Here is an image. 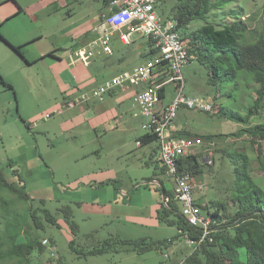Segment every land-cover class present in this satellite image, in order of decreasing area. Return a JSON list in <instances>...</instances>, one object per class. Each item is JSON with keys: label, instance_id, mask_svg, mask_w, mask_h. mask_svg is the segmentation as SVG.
Listing matches in <instances>:
<instances>
[{"label": "crops", "instance_id": "obj_1", "mask_svg": "<svg viewBox=\"0 0 264 264\" xmlns=\"http://www.w3.org/2000/svg\"><path fill=\"white\" fill-rule=\"evenodd\" d=\"M110 10L111 2L108 4L106 0H0V33L13 45L21 46L25 57L24 59L0 36V74L14 86L19 98H30L32 102L45 101L47 105L41 111L26 114L23 116L25 119L40 118L45 110H56L63 106L66 100L77 98L81 92L90 93L101 83L123 72H133L152 59L147 55L151 50L149 37L134 33L131 41L125 43L119 37V33H115L111 43L112 53H98L90 62L76 60V51L81 47L75 42L77 36L87 33L85 46L98 38L101 23ZM78 13H81V17L74 25L79 24V33L74 32V25L62 29V24L57 23L70 21ZM89 29L90 36H88ZM64 32L69 35L68 38L72 42L59 45L54 40L55 36L59 34L62 39H65ZM37 64L39 66L34 72ZM145 87L146 83L141 85L129 83L125 87L111 91L103 100L91 99L74 108L64 109L61 113L49 117H55V119L45 123V129L54 131L59 128L63 134L78 132L86 134L83 138L84 142L74 148L81 151L83 155H75L74 159L77 162L91 160L90 167L80 175L73 176L75 181L82 183L79 186V188L83 186L82 194L90 197L88 201L82 197L85 200L78 202V207H81L82 212L88 215L83 216V220L94 217L93 221H85L84 226L81 225L83 232L87 234L98 231L96 236L104 239L102 231L108 222H103L102 219H119L121 216L110 211L109 207L120 203L122 206L131 204L134 206L132 202L134 190L133 192L139 194L141 203L137 212L139 216L129 218L134 224L131 230L134 233L132 237L134 239L152 238L153 233L158 232L160 236L158 240L170 241L166 248L174 247L175 259L171 264H177L185 261L186 253L192 247L187 243L185 236H178L179 230L176 227L168 226L158 218V209L163 196L166 195L165 189L172 192L173 182L163 169L159 158V145L156 142L145 145L139 141V137L146 134L141 126L144 118L133 114L136 109L133 108L132 103L137 92ZM168 88L172 93L170 97L167 96ZM163 94L162 103L170 102L175 95L174 85H166ZM175 124L180 131L190 134L208 133L197 130L189 120L183 121L179 117L176 118ZM114 135L120 139L119 145H106L110 143V141L105 142L106 139H111ZM219 139L199 146V152L203 153L201 161L204 166L214 163L211 146L217 144ZM90 142L104 143L89 145ZM208 157L213 160L212 163L207 162ZM155 161H158L161 172L167 176L169 182H165L156 171L151 172L152 178L146 177L150 175L151 166ZM155 165L158 164L155 163ZM143 167L145 170L149 167L147 174L142 172ZM132 168L134 171L131 172ZM139 169L141 170L138 171ZM203 176L204 174L199 176L198 185L205 186ZM138 178L142 180L135 184ZM148 182L153 183L160 195L142 189L148 186ZM167 184L171 187L168 188ZM204 189L197 188L196 198L198 203L207 205L212 201H206ZM105 199L109 201V207L104 204ZM135 204L138 206V203ZM146 213L149 214L147 219L140 218ZM124 227L126 226H117L116 230L119 232ZM166 255L170 258L169 254Z\"/></svg>", "mask_w": 264, "mask_h": 264}, {"label": "trees", "instance_id": "obj_2", "mask_svg": "<svg viewBox=\"0 0 264 264\" xmlns=\"http://www.w3.org/2000/svg\"><path fill=\"white\" fill-rule=\"evenodd\" d=\"M111 1L106 0V3L109 4ZM160 1L162 0L157 3V9ZM232 1L173 0L171 5H165L161 9L162 16L177 20L176 28L187 46L189 63L197 61L205 67L207 84L209 87H216L213 90L216 92L214 99L217 100L219 94L224 98L233 97L234 95L230 91L224 90L230 86H234L233 89L240 91L246 85L248 88L251 87L250 93L254 91L256 95L245 113L235 109L229 112L228 107L220 105L219 115L245 125L238 131L201 135L180 131L178 135L200 136L204 142L224 137L247 136L251 144L256 145L257 150L261 153L264 123L254 122V117H260L264 109V31L257 33L251 30L249 23L243 19L244 13H237V10L234 11V17L230 15L233 17L230 21L226 22L222 20L223 18L218 21L211 19L215 11L222 10ZM196 20H203L204 23L200 27L192 29L191 23ZM0 36L6 40L1 33ZM7 42L24 57L21 46ZM149 42L151 50L147 55L150 56L149 58H154L158 49L154 47L152 39ZM0 80L5 87L15 91L14 86L7 82L1 74ZM164 90L165 87L161 89L162 97ZM212 102L215 106V101L212 100ZM22 120L30 128V124L25 119L22 118ZM139 141L145 145L154 143L157 141V136L146 133L139 137ZM233 150L226 153H229L235 162L240 163V166L235 169L237 176L235 187L231 193V201L236 205V209L234 213L228 215L224 212L227 211L224 203L218 202L216 207L212 202L207 205L199 203L204 209L211 211L212 216L217 219L219 224H217V231L214 233V241H206L197 249L190 251L185 257L184 264H264V188L250 172L252 160L249 153ZM202 154V152H198L181 158V167L190 170L195 177L202 176L204 174ZM259 159L261 160V157ZM163 169L166 172L165 166ZM13 172L12 175L16 177V180L11 179L13 176L8 177L0 166V198L7 211L5 213L6 227L3 229V235L0 236V264L4 260L10 259L19 262V264H30L31 255L35 251H45L46 246L42 240L46 235L43 232L46 225L60 227V218H63L71 228L72 239L69 245L78 257L87 258L93 255L122 251L145 253L157 250L162 252L170 243L167 239L154 240L149 237L123 239L117 235L99 239L96 236L98 231L82 234L80 225L75 219L74 208L70 204L62 205L58 212L53 213L44 206L45 203L42 199V207L35 208L31 204L25 215L12 211L9 209V200L1 197L2 191L14 194L20 200H32L31 195L25 189L26 183L19 171L14 170ZM165 194H171V192L165 189ZM226 204L228 206V203ZM158 218L162 223L182 230L178 236L188 234L191 237H199L201 233L199 229L191 226L185 220L177 202H172L170 207L164 206L161 202ZM22 233H25L27 239L19 242L18 238ZM49 240L50 243L55 242L53 238ZM241 249H245L246 261L241 259Z\"/></svg>", "mask_w": 264, "mask_h": 264}, {"label": "rangeland", "instance_id": "obj_3", "mask_svg": "<svg viewBox=\"0 0 264 264\" xmlns=\"http://www.w3.org/2000/svg\"><path fill=\"white\" fill-rule=\"evenodd\" d=\"M172 3L173 0H162L160 1V4H158L157 10L161 14V9H163L165 5L169 6ZM235 10L238 11L237 13H244L243 19L249 23L251 30L256 31L257 33L262 30L264 31V0H233L222 10L215 11L211 16V19L213 21H218L223 18L222 20L226 22L230 21L234 17ZM80 17L81 13H78L77 15H74L70 21H58L57 23L62 24V29H65L78 23ZM203 23V20H196L191 23V28H198ZM74 32H80L79 24L76 26L74 25ZM63 36H66V38L62 39L59 34L55 36L54 40L57 44L66 45L72 42L68 38L69 35L67 33L64 32ZM86 36L87 33L78 35L75 40L76 44H79L81 47L85 46L87 41ZM88 36H90V29ZM39 64L35 66L34 72ZM184 74L186 76L185 92L188 95L205 97V99L215 101V111L193 112L182 108L178 115L181 120H189L197 130H203L210 134L235 132L245 126L243 123L228 119L227 117H222L218 114V111L221 109L220 105L223 104L228 107L227 110L229 112L235 109L245 113L256 97L254 91L250 93L251 87L248 88L244 85L239 91L233 89L234 86H230L224 90L230 91L234 96L224 98L219 94V98L216 100L214 99V94L216 92L213 91L216 87H209L207 84L208 78L205 67L197 61H192L184 68ZM252 87H255V85H252ZM171 94V89L168 88L167 96L170 97ZM45 106H47L45 101L39 100L37 102H32L30 98H19L16 90L14 91L5 87L0 80V166L8 177L13 176L12 174H14V170L19 171L20 175L25 180V189L31 195L32 200H20L16 195L9 194L6 191H2L1 197H5L9 200L10 210H14L23 215L29 210L31 204H33L35 208L42 207V199L45 203L44 206L53 213L58 212L62 205L70 204L76 211L75 219L79 223L81 233L83 234V227H81V225L83 224L84 226L85 221H93L94 217L91 216L90 218L83 220V216L87 217L88 215L82 212L83 209H81V207H78V202L85 199L87 200L90 197L82 194L81 188H83V186L79 188L82 183L75 181L73 176L80 175L90 167L89 163L91 160L77 162L74 159L75 155H83L81 151L74 150V148L84 142L83 138L86 134L83 132L63 134L59 128L54 129V131H48L45 129V123L55 119V117L46 118V113L54 112L52 109L48 111L45 110L44 113H41L40 118L38 117L37 119L30 120L23 117L26 114L41 111ZM55 115L57 114L54 113L52 116ZM22 118L30 123V128L26 126ZM254 122L264 123V109L260 117H254ZM119 140L120 139L117 135H114L111 139L107 138L105 142L110 141V143L106 145H119ZM102 143L104 142H90L89 145H101ZM204 143L206 142H203V144ZM261 144V153L257 150L256 145L254 146L251 144L247 136L240 138L236 137L233 139L232 137L220 138L217 144L211 146L215 161L212 165L209 164L204 166L203 177L206 201H212L214 207H216V203L218 202L224 203L226 205L225 210L227 211H223L228 215L234 213L236 205L231 201V193L235 187L237 176L235 169L237 166H240V163L235 162V159L231 157L229 153H226L233 149V151L240 150L249 153L252 160L250 172L264 188V140L261 141ZM259 157H261V160ZM155 163L158 165H155ZM151 167L150 175H146L147 178H152L151 172L156 171L165 182H169L167 176L161 172V166L158 161H155ZM143 168L142 172L147 174L149 172V167L147 170H145V167ZM140 170L141 169L138 171ZM132 171H134L133 168L131 169V172ZM11 179L16 180V177L13 176ZM196 179L197 181L200 180L199 177ZM141 180V178H138V180L135 181V184L140 183ZM167 185L168 188L171 187L169 184ZM142 189L146 192L152 191L153 193L160 195L157 188L153 186V183L148 182V186H145ZM133 191L132 195L134 196V199L132 202L134 203V206L132 204L122 206L121 203L118 202L120 204H114L109 207V201H107V199L104 200V204L108 205L110 211H114L118 216L121 215L119 219H102L103 222H108L102 231L105 238L110 235H117L123 239H134V237H132L134 236V233L131 231L134 224L130 219L138 215L137 212L141 203V198L137 192ZM88 193L90 194V192ZM135 203H138V206ZM226 203H228V206ZM4 208L5 205L0 198V236L3 235V229L6 227L5 213L7 211ZM202 209L204 212L207 211L203 206ZM38 212H41V210H38ZM148 217V213L140 216V218L144 219H147ZM224 218L226 220V217ZM59 222L60 227L50 224L46 225V228L43 231L46 235L43 239L53 238L55 242L46 246L44 252H39L38 250L35 251L31 255L30 264H171L175 259V256L173 255L174 247L164 248L162 252L157 250L147 251L145 253L122 251L119 253L93 255L87 258L78 257L77 254L71 250L69 245L70 240L72 239L70 226L63 218H60ZM117 226L126 227L118 232L116 230ZM149 232L150 230L148 233ZM159 238V233L154 232L151 239L158 240ZM26 239L27 237L25 233H22L19 236L18 241L23 242L26 241ZM190 250L191 248H189L186 255L190 253ZM166 254H169L170 258L166 257ZM241 259L243 261L247 260L245 249H241ZM179 263L180 262L177 264ZM1 264H19V262L10 259L4 260Z\"/></svg>", "mask_w": 264, "mask_h": 264}, {"label": "built area", "instance_id": "obj_4", "mask_svg": "<svg viewBox=\"0 0 264 264\" xmlns=\"http://www.w3.org/2000/svg\"><path fill=\"white\" fill-rule=\"evenodd\" d=\"M159 0H112L111 10L105 15L101 23L100 35L87 46L76 51V60L90 62L98 53H112V39L115 33L125 43L131 41L134 33L146 35L158 49L157 55L145 64L137 67L133 72H123L88 92H81L77 98L66 100L63 106L46 113L51 117L54 113H61L64 109H71L91 99L103 100L106 95L116 88H122L129 83L146 87L139 90L133 99L135 116H143L142 128L146 133L157 136L159 158L166 173L173 182L171 194L163 196L162 202L170 207L177 202L185 220L201 232L199 237L185 234V239L192 251L206 241H214L218 221L211 211L204 212L196 198L198 185L195 175L180 165V160L200 151L203 145L202 137L179 136L180 128L175 124L178 113L182 108L197 111L213 112L211 99L188 95L184 68L189 65V52L177 27V20L165 18L157 10ZM174 85L173 99L162 103L161 89L166 85ZM208 163L213 160L208 157ZM181 233L182 230H179ZM45 246L51 245L48 238L43 239ZM168 257V255H166ZM179 264H184V261Z\"/></svg>", "mask_w": 264, "mask_h": 264}]
</instances>
